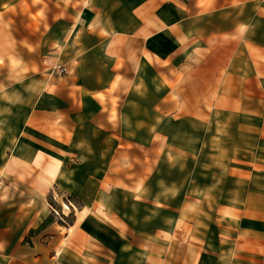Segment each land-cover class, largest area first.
Returning a JSON list of instances; mask_svg holds the SVG:
<instances>
[{
  "label": "crops",
  "instance_id": "crops-1",
  "mask_svg": "<svg viewBox=\"0 0 264 264\" xmlns=\"http://www.w3.org/2000/svg\"><path fill=\"white\" fill-rule=\"evenodd\" d=\"M0 264H264V0H0Z\"/></svg>",
  "mask_w": 264,
  "mask_h": 264
},
{
  "label": "built area",
  "instance_id": "built-area-1",
  "mask_svg": "<svg viewBox=\"0 0 264 264\" xmlns=\"http://www.w3.org/2000/svg\"><path fill=\"white\" fill-rule=\"evenodd\" d=\"M56 69H57L60 73L65 72V67L60 66V67H58V68H56ZM65 207H66L67 209H69V205L64 204V209H65ZM51 209H52V213H53L54 215H58L59 218H60L61 220H65L64 215L67 216V214H65L63 210L59 211V210H58L56 207H54V206H51Z\"/></svg>",
  "mask_w": 264,
  "mask_h": 264
},
{
  "label": "rangeland",
  "instance_id": "rangeland-1",
  "mask_svg": "<svg viewBox=\"0 0 264 264\" xmlns=\"http://www.w3.org/2000/svg\"><path fill=\"white\" fill-rule=\"evenodd\" d=\"M165 170H169V171H179V167L178 166H176V164L175 163H173L170 167H168V168H164ZM66 199H69V200H71L70 198H72V197H65ZM65 209H66V211H68V209L65 207ZM55 216H57L58 218H59V216L58 215H55ZM67 218H71V215H69ZM66 218V220H68ZM72 219V218H71ZM70 220V219H69Z\"/></svg>",
  "mask_w": 264,
  "mask_h": 264
},
{
  "label": "trees",
  "instance_id": "trees-1",
  "mask_svg": "<svg viewBox=\"0 0 264 264\" xmlns=\"http://www.w3.org/2000/svg\"><path fill=\"white\" fill-rule=\"evenodd\" d=\"M51 219L49 218V220L48 221H50Z\"/></svg>",
  "mask_w": 264,
  "mask_h": 264
}]
</instances>
